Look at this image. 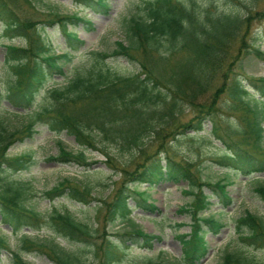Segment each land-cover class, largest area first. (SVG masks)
<instances>
[{
	"label": "trees",
	"instance_id": "16d2710c",
	"mask_svg": "<svg viewBox=\"0 0 264 264\" xmlns=\"http://www.w3.org/2000/svg\"><path fill=\"white\" fill-rule=\"evenodd\" d=\"M37 1L40 0H0L4 34L10 39L27 40L26 46H7L5 61L17 78L7 92L0 88V104L4 101L9 104L0 111L1 221L15 232L24 227L50 228L66 239L95 246L93 254L98 264H114L120 260L124 252L122 245L128 240L153 248L154 240L159 239L130 220L136 207L152 211L158 208L148 189L139 190L138 184L147 183L152 188L163 181L176 184L186 181L189 188L185 192L193 200L181 210L189 212L192 221L190 232L178 235L183 254L176 264L201 260L209 250L207 234L219 232L224 225L215 216L205 215L204 211L210 210L213 202L212 194L205 193L203 185L214 189L219 202L227 207L232 201L226 188L228 183L202 181L194 162L178 157L170 149L169 140L176 139V134H184L188 128L202 131L204 123L209 121L208 132L226 146L220 163L246 175L264 173V101L261 100V106L251 105L246 99L249 89L244 80L233 75L236 68L243 66L246 51L264 59V52L247 43L243 31L253 20H264V0H138L135 12L122 23L126 41L118 40L108 53L92 52L95 57L91 64L66 85L49 87L51 75L64 74L63 61L71 60L72 53L83 44L67 28L69 21L82 18L57 14L50 22L61 23L69 46L65 53L57 55L36 32L40 19L21 15L23 3L33 5ZM74 1L93 9L108 6L107 0ZM242 31L244 34L237 43ZM234 43L238 44L235 53ZM109 57L126 58L137 63L140 70L133 74L118 73L103 65ZM253 85L264 98V79ZM225 92L231 95L232 102L221 113L220 97ZM186 108L191 114L188 119L183 118ZM230 113H240V125H234L228 117ZM16 117L23 118L21 123L15 124ZM39 125H46L54 132L67 131L81 147L103 151L110 168L121 179L114 182L108 199L97 198L90 185H80L70 178L44 190V195L51 199L67 195L84 205L96 202V217L98 220L104 217V227L121 216L129 219L130 230L112 239L100 232V228L94 229L68 211L54 209L44 214L28 203L38 193L36 186L29 180L14 179L10 174L29 169L36 160L30 153L12 156L10 148L32 137ZM108 143L115 144L121 152H129L132 158L118 163L110 154ZM49 159L91 165L86 161L84 149L71 151L62 142H59L58 156ZM257 190L264 198V185ZM244 229L248 233L244 234ZM237 230L251 245L264 246L262 217L246 213L237 219ZM99 239L101 242L97 244ZM22 242L23 249L41 251L55 264H84L80 255L54 242H39L26 236ZM4 252L10 255L12 264H28L24 251L12 248L9 240L0 235V264ZM133 264L171 263L160 255L143 257ZM219 264L255 262L243 252L227 251Z\"/></svg>",
	"mask_w": 264,
	"mask_h": 264
},
{
	"label": "rangeland",
	"instance_id": "374dc122",
	"mask_svg": "<svg viewBox=\"0 0 264 264\" xmlns=\"http://www.w3.org/2000/svg\"><path fill=\"white\" fill-rule=\"evenodd\" d=\"M20 1L23 2V0ZM107 3L106 8L98 7L97 9L86 7V5L74 0H40L34 2L33 5L23 3L24 7L20 8L21 15L23 17L35 16L36 20L40 19L38 21L40 23L36 25V32L57 55L65 53L69 46L61 23L50 22L57 18V14L69 17L76 15L82 18V20L69 21L67 28L75 32L83 44L72 53L73 58L71 60L63 61L64 74L54 72L51 75L47 83L48 87L66 85L86 65L91 64L95 57L92 52L108 53L116 47L118 40L126 41L122 23L125 18L135 12L138 0H107ZM243 31L246 34L247 43L253 44L256 48L259 47L264 52V20H253ZM243 31L241 34L239 33L237 43L244 34ZM237 43H234L233 46L234 53L238 46ZM10 44L26 46L27 40L23 37L7 38L3 31V24L0 22V88L3 92H7L17 78L14 69L5 61L7 46ZM242 61L243 66L236 68L233 75L244 80L243 83L249 89L246 99L250 104L261 106V100L264 101V98L253 84L259 79H264V59L256 56L255 53H251V51H246ZM103 65L122 74H133L140 70L137 63L130 62L123 57H109ZM45 91L46 89L42 91L38 100H41ZM231 102L232 98L228 92L222 94L219 104L220 112L223 113ZM7 106H9L7 101L1 103L0 111ZM184 113V119L191 117L189 109L186 108ZM239 114H228L235 126L240 125ZM14 120L15 124H19L23 118L16 117ZM210 129L211 122L206 121L202 131L195 132L188 128L184 134H176V139L171 138L169 140L170 149L178 157L194 162V167L198 169V176L202 181L215 183L223 180L227 182L228 196L232 199L230 204L225 207L219 202L214 189L203 185L204 192L212 194L211 201L213 202L211 209L204 211L205 215L215 216L224 225L219 232L211 231L207 234L208 253L201 260H196L191 264H219L227 251L243 252L253 258L255 264H264V246L259 247L246 242L243 237L244 234L248 233L247 229H244V234H240L237 230V219L248 212L264 219V198L257 190L259 186L264 185V173L246 175L236 168L220 163V160L225 156L223 149L226 146L208 132ZM59 142H62L71 151L76 152L84 149L86 161L90 162L91 165L67 164L50 160L51 156H58ZM262 145L264 146V139ZM107 147L118 163L128 162L132 158L129 152H121L113 143H108ZM26 153H30L36 162L29 169L11 173L10 177L29 180L36 186L38 193L28 201L31 206L44 214H48L54 209L68 211L78 220L88 223L94 229L100 228V232H105L104 235L112 239H116L118 233L132 228L129 219L121 216L116 217L114 221L107 222L104 227V217L101 220L96 217V202L84 205L72 200L67 195H60L51 199L43 193L44 190L51 189L64 178H70L80 185H90L97 198L108 199L115 186L114 182H120L121 179H119L120 175H116L115 170L110 168V163H108L107 156L103 151L81 147L75 137L67 131L54 132L46 125H39L32 137L19 141L10 148L12 156H20ZM159 155L165 157L164 152H160ZM138 188L139 190L148 189L151 200L158 208L152 211L136 207L131 212L130 220L146 232L159 236V239L154 240L153 248L143 246V242L128 240L122 245L124 252L121 253L120 260L114 264H133L143 257H159L160 255H163V259L171 264L178 263L183 254L182 242L178 235L189 233L192 221L190 213L181 210L183 205L186 206L193 200V196L185 192L189 188L188 182L176 184L163 181L152 188H149L147 183H140ZM130 204L134 207V200L131 199ZM0 235L9 240L12 248L24 251L23 256L28 264H55V262L41 251L23 249L22 240L25 236L39 242L59 244L66 251L80 255L84 264H98L93 254L95 246L71 241L47 227L39 229L24 227L15 232L0 219ZM100 242L101 239L97 241V244ZM2 258V264H12L8 253L4 252Z\"/></svg>",
	"mask_w": 264,
	"mask_h": 264
}]
</instances>
